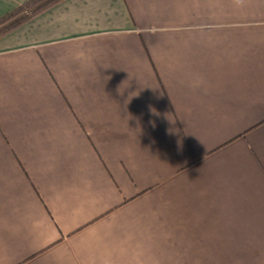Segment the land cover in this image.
<instances>
[{"label": "crops", "instance_id": "0c3cea01", "mask_svg": "<svg viewBox=\"0 0 264 264\" xmlns=\"http://www.w3.org/2000/svg\"><path fill=\"white\" fill-rule=\"evenodd\" d=\"M0 264H264V0H56L3 33Z\"/></svg>", "mask_w": 264, "mask_h": 264}, {"label": "trees", "instance_id": "16d2710c", "mask_svg": "<svg viewBox=\"0 0 264 264\" xmlns=\"http://www.w3.org/2000/svg\"><path fill=\"white\" fill-rule=\"evenodd\" d=\"M54 1L56 0H30L24 5L15 9L12 13L0 19V36L3 33L7 32L8 30L14 28L16 25L27 20L30 14L31 15L35 14L37 11L44 9L45 7L49 6ZM26 11H28L30 14H27ZM11 19H15V20L9 22V20ZM6 23L7 25L4 26V24ZM1 26H4V27H1Z\"/></svg>", "mask_w": 264, "mask_h": 264}, {"label": "built area", "instance_id": "2783aa9c", "mask_svg": "<svg viewBox=\"0 0 264 264\" xmlns=\"http://www.w3.org/2000/svg\"><path fill=\"white\" fill-rule=\"evenodd\" d=\"M26 13H27V14H29V12H28V11H26Z\"/></svg>", "mask_w": 264, "mask_h": 264}]
</instances>
